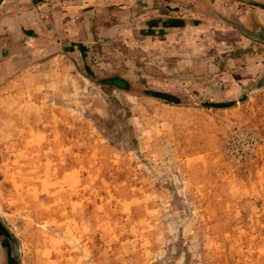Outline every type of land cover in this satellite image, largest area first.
I'll return each mask as SVG.
<instances>
[{"label":"rangeland","instance_id":"374dc122","mask_svg":"<svg viewBox=\"0 0 264 264\" xmlns=\"http://www.w3.org/2000/svg\"><path fill=\"white\" fill-rule=\"evenodd\" d=\"M217 14L254 31L264 0L0 14V222L18 264H264V43Z\"/></svg>","mask_w":264,"mask_h":264},{"label":"water","instance_id":"95a60500","mask_svg":"<svg viewBox=\"0 0 264 264\" xmlns=\"http://www.w3.org/2000/svg\"><path fill=\"white\" fill-rule=\"evenodd\" d=\"M3 0H0V5L2 4ZM218 18L226 23H228L230 26H232L235 29H238L243 37L246 39L256 42V43H264V27L259 26L255 27L254 31H250L249 29L244 28L240 21L233 19L232 21L227 20L217 14ZM114 86L117 88H124V82L121 79H114L110 78L109 80ZM264 85V76L261 78V80L258 82L255 89L261 88V86ZM5 242L8 245L9 248V262L8 264H18L19 262V256H20V246L17 243V239L13 234H7L5 236Z\"/></svg>","mask_w":264,"mask_h":264},{"label":"crops","instance_id":"0c3cea01","mask_svg":"<svg viewBox=\"0 0 264 264\" xmlns=\"http://www.w3.org/2000/svg\"><path fill=\"white\" fill-rule=\"evenodd\" d=\"M20 1H29V0H20ZM65 1H68V0H63V2H65ZM72 1H74V0H72ZM12 3H13V0H3L2 4L0 5V14H2V12L6 11V7H8ZM0 227L3 230H5V228L3 227L1 222H0ZM5 232L7 234H9L6 230H5ZM5 243H6L5 237L3 239V237L0 236V264H6V263L8 264L7 261H8V256H9V248L7 246V243H6V245H5Z\"/></svg>","mask_w":264,"mask_h":264},{"label":"flooded vegetation","instance_id":"af4514ba","mask_svg":"<svg viewBox=\"0 0 264 264\" xmlns=\"http://www.w3.org/2000/svg\"><path fill=\"white\" fill-rule=\"evenodd\" d=\"M6 234H7V233L5 232V230H3V229L0 227V236H2L3 239H4V237H5ZM5 245H6V243H5ZM7 246H8V245H7Z\"/></svg>","mask_w":264,"mask_h":264}]
</instances>
